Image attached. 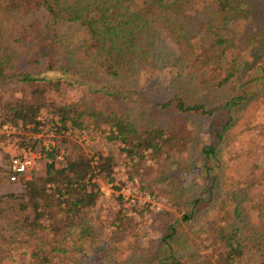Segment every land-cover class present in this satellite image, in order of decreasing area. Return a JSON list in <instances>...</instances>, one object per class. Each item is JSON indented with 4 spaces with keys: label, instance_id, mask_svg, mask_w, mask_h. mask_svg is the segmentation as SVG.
<instances>
[{
    "label": "trees",
    "instance_id": "obj_1",
    "mask_svg": "<svg viewBox=\"0 0 264 264\" xmlns=\"http://www.w3.org/2000/svg\"><path fill=\"white\" fill-rule=\"evenodd\" d=\"M236 25L264 58V0H0V89L16 87L0 90V127L10 129L0 131V183L21 181L19 192L0 195V213L14 205L9 217L24 234L1 238L0 264H264V147L232 181L209 164L253 96L234 90L242 81ZM126 101L141 108L139 124ZM149 108L168 114L165 123L149 120ZM190 116L204 119L210 136L194 156ZM84 131L116 143L129 177L149 191L142 179L165 162L198 163L206 192L177 208L187 209L184 222L203 208L195 237L171 215L135 212L117 193L92 259L70 257L61 240L95 237L83 221L101 194L94 176L113 179L109 153L88 157L69 141ZM30 151L43 167L11 181V159ZM150 224L157 240L149 244Z\"/></svg>",
    "mask_w": 264,
    "mask_h": 264
},
{
    "label": "rangeland",
    "instance_id": "obj_2",
    "mask_svg": "<svg viewBox=\"0 0 264 264\" xmlns=\"http://www.w3.org/2000/svg\"><path fill=\"white\" fill-rule=\"evenodd\" d=\"M234 30L238 33L236 35L237 46L242 51V62H239V60L236 62V67L241 70L242 81L235 85L234 90L237 89L239 94H245V92L248 95L253 94L254 97L252 96L248 104L241 109L239 115L235 118L233 126L222 138L216 157H212L209 161V164L214 167L213 172L218 174L221 181H232L236 177L244 176L250 161L257 158L262 151V147H264V58H257V54L252 53L251 48L246 47L244 36L247 35V32H245L246 29L244 30V25H236ZM238 35L244 36L238 38ZM155 80L161 83V85L159 84L161 90L166 86L164 74L157 75ZM243 82H246V85L239 87L238 84ZM15 88L14 85L7 83L0 90L2 92H14ZM155 100L158 99L155 98ZM124 106L131 111L130 115L134 118L132 121L139 124L138 114L142 111L141 108H137L130 101H126ZM147 112L149 120L157 124H164L166 117L169 116L165 112L152 113L150 108ZM190 118L196 127L195 134L192 137V146L189 150V153L194 156L200 145L210 141V136L205 132V124L203 123H206V121L204 119H198L195 116H190ZM224 119V116H218L214 120H216V125H218ZM7 130L10 129L6 125H1L0 131ZM68 138L71 143L82 147L88 157H93L92 154L98 151L109 153L113 157L111 172L113 179L109 182L104 176H94L101 194L93 209L83 218L92 234L95 235L94 239L90 237L77 238L74 232L73 237H71L74 240L67 238L60 241V244L69 250L70 257H79L80 263L85 259H92L90 254L96 248L97 243L102 240L100 237L103 234H101L100 228L101 226L105 227L104 219H107L108 216L110 217L115 209L113 198L117 193L124 200L129 201L132 207H135V212H137V209H142L144 216H157L160 221H163L162 217L168 219L171 215V218L177 221L187 237H195L194 232L200 228L204 221L205 213L203 208L200 209L201 213L195 221L188 222L179 219L181 214H187V209L180 211L177 208L182 199L188 201L193 196H203L204 192H206L207 180L201 176L198 170V163H195L192 168H185L186 164L182 162L181 158H172L158 168L154 176L142 179L144 185L149 184L154 187L152 191H149L148 189L140 188L137 176L129 177V167H126L119 157L117 144L106 140L103 134L84 131L75 135L70 134ZM49 139L50 137L47 136L45 142L53 143V140L50 141ZM29 153L37 154V152L32 151L27 154ZM190 160L192 161V158ZM191 164L190 162L188 166ZM42 167L43 162L39 158L36 160L30 176L32 173H38ZM20 188L21 181L19 180L13 183H0V195L10 192L15 194L20 191ZM13 206H7L6 211L0 213V240L8 236L14 237L16 240H21L24 237V234L21 231L18 232L17 226L13 225L9 217V212L14 211ZM149 227L151 228V236L148 239L150 244L157 240V236L153 225L150 224ZM73 245L77 246V248Z\"/></svg>",
    "mask_w": 264,
    "mask_h": 264
},
{
    "label": "built area",
    "instance_id": "obj_3",
    "mask_svg": "<svg viewBox=\"0 0 264 264\" xmlns=\"http://www.w3.org/2000/svg\"><path fill=\"white\" fill-rule=\"evenodd\" d=\"M40 158V155L37 153H29L22 158H12L9 164L11 174L9 179L11 181L16 180L18 175H21L23 178L30 177V173L33 170L36 160ZM59 157H57L58 159Z\"/></svg>",
    "mask_w": 264,
    "mask_h": 264
}]
</instances>
